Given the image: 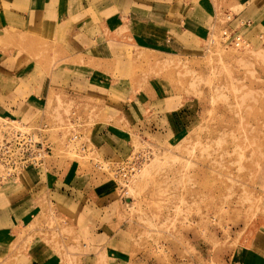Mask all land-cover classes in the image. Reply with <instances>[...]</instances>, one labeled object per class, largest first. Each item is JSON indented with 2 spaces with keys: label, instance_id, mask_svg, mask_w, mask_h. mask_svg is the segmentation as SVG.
Masks as SVG:
<instances>
[{
  "label": "rangeland",
  "instance_id": "obj_1",
  "mask_svg": "<svg viewBox=\"0 0 264 264\" xmlns=\"http://www.w3.org/2000/svg\"><path fill=\"white\" fill-rule=\"evenodd\" d=\"M93 1L74 0L56 29L0 38V128L13 120L35 130L53 154L29 170L46 181L57 158L85 189L27 197L0 264H36L35 255L52 264H247L264 255L262 44L250 35L243 49L224 42L228 0H187L199 32L174 45L160 17L145 25L127 7ZM147 150L125 187L118 169ZM29 170L0 190L21 197L15 188Z\"/></svg>",
  "mask_w": 264,
  "mask_h": 264
},
{
  "label": "crops",
  "instance_id": "obj_2",
  "mask_svg": "<svg viewBox=\"0 0 264 264\" xmlns=\"http://www.w3.org/2000/svg\"><path fill=\"white\" fill-rule=\"evenodd\" d=\"M73 1L74 0H0V38L10 33L22 34L25 32L31 33L32 30L33 32L39 29L46 30V26H48V29L51 27L56 29L59 23L65 22V20L69 18V14H67V12H69L68 7ZM193 1L106 0L104 5L107 6L106 11L111 10L112 12L117 10L121 11L124 10L123 8L127 7V11L123 14H125L128 19H130L131 16L133 22H141L145 25L151 23V21H147V19L152 15L160 17L163 19V22L159 25V29L166 33L169 38L168 41L174 45L179 38H185L187 35L193 36L199 32V20L193 17L195 16L196 10V5ZM82 2L88 4L89 0H82ZM93 2L103 3L104 0H95ZM228 3L230 15L234 19V26L232 25L231 29L237 30L245 39L250 35V37L254 39V44L256 46H259V43L262 44L261 47H263L262 49L264 50V0H228ZM86 7L88 8V5ZM159 8L161 10H157ZM136 9L139 10V15L136 14ZM191 12L193 13L192 15L190 14ZM123 17L125 16H122V18ZM137 18L140 19L137 20ZM54 19H59V23L53 21ZM104 19L103 17V20ZM237 25H241L242 30L235 27ZM249 26L254 28L251 29ZM117 146L118 143L114 144V142H109L108 147L116 149ZM59 161L61 160H57L56 158L53 166L48 171V175L46 174V177H48L46 181H44L45 178L43 173L39 174L36 170L25 172L19 179V181H21L20 184L15 188L16 190L19 189L17 191L22 190L20 194L21 197L10 194L12 192L8 191L9 187L0 190L1 247L4 243H7L11 237V228L19 225V217L23 214L25 199L27 197L35 196V192H40V190L44 188L49 189V192L57 194L59 197L63 195V199H66V196L85 193L84 188V190L78 189L73 186V181L65 179L66 177H64V175H67L68 165H65V167L63 166L61 171L56 164ZM80 175L78 171L73 178L80 180ZM63 179H65V181L60 190L59 184ZM38 207L37 205V208ZM105 233L106 232L94 236L90 240L94 241L93 239H95L98 242L101 236L106 235ZM33 258L38 259V261H35L36 264H52L49 260H40L42 258L37 255L33 256L32 259ZM251 258L249 263L264 264V255H252Z\"/></svg>",
  "mask_w": 264,
  "mask_h": 264
},
{
  "label": "built area",
  "instance_id": "obj_3",
  "mask_svg": "<svg viewBox=\"0 0 264 264\" xmlns=\"http://www.w3.org/2000/svg\"><path fill=\"white\" fill-rule=\"evenodd\" d=\"M222 35L224 42L236 49L246 46L245 38L237 30L228 28ZM52 154V147L40 142L35 130L20 121L7 120L0 128V184L18 177L26 170L43 168ZM151 156L150 150L137 152L120 166L118 178L125 187Z\"/></svg>",
  "mask_w": 264,
  "mask_h": 264
}]
</instances>
